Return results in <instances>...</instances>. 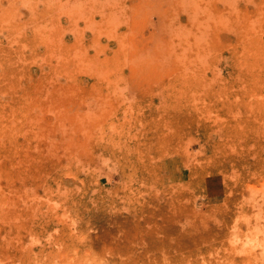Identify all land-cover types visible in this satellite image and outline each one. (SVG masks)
Listing matches in <instances>:
<instances>
[{
    "label": "rangeland",
    "instance_id": "1",
    "mask_svg": "<svg viewBox=\"0 0 264 264\" xmlns=\"http://www.w3.org/2000/svg\"><path fill=\"white\" fill-rule=\"evenodd\" d=\"M0 264H264V0H0Z\"/></svg>",
    "mask_w": 264,
    "mask_h": 264
},
{
    "label": "bare ground",
    "instance_id": "2",
    "mask_svg": "<svg viewBox=\"0 0 264 264\" xmlns=\"http://www.w3.org/2000/svg\"><path fill=\"white\" fill-rule=\"evenodd\" d=\"M189 1V0H188ZM198 1V0H197ZM199 1H201V0H199ZM204 3V2H203ZM228 4V3H227ZM226 4V5H227ZM174 6H176V5H174ZM200 6V5H199ZM203 6V5H202ZM228 6V5H227ZM181 7V6H180ZM177 8H178V6H177ZM176 8V9H177ZM200 8H201V6H200ZM203 8V7H202ZM225 9H226V7H224ZM229 8V7H228ZM227 8V9H228ZM189 9V8H188ZM70 10V9H69ZM194 10V9H193ZM179 11V10H178ZM185 11V10H184ZM189 11V10H188ZM195 11V10H194ZM111 14V15H110ZM225 14V13H224ZM223 14V15H224ZM73 15V14H72ZM120 15V14H119ZM208 16V15H207ZM220 16V15H219ZM228 16H230L229 14H228ZM228 16H226V17H228ZM218 17V16H217ZM216 17V18H217ZM220 17H222V16H220ZM211 17H209V19H210ZM217 19H219V18H217ZM224 19V18H223ZM121 19H118V18H116V13H112V12H109V14L108 15H105L104 17H102L100 20H99V22L98 23H105L106 24V26L107 27H109L108 28V30L110 29V26H112V32H111V29H110V32L111 33H114L115 34V28L117 27V26H119V21H120ZM216 20V19H215ZM220 20V19H219ZM218 20V21H219ZM77 21V20H76ZM217 21V20H216ZM221 21V20H220ZM75 22V21H74ZM90 23H91V25H93L94 23H92L91 22V20L89 21ZM129 22V21H128ZM225 22H227V21H224L223 22V24H226ZM214 23H215V21H214ZM47 24V22L45 23H39V24H36V26L35 27H41L42 25H46ZM89 24V23H88ZM201 24V23H200ZM217 24V23H216ZM99 25V24H98ZM195 25V24H194ZM208 25V24H207ZM47 27V26H46ZM50 27V26H49ZM101 28V27H100ZM85 29V28H84ZM72 30V29H71ZM86 30V29H85ZM198 30V29H197ZM194 31H196V29L194 30ZM109 33V32H108ZM194 33V32H193ZM46 34V33H45ZM125 34V33H124ZM195 34V33H194ZM120 35V34H119ZM115 36V35H114ZM180 36V38H182V40L184 41V38H183V36L182 35H179ZM202 36V31H201V28L198 30V34L196 33V36H195V39H199L200 37ZM126 38V37H125ZM43 41H45L46 42V45L48 46V47H50V52L52 53V54H60V53H62L63 52V50L61 49V48H57V43H56V39L54 38V36L53 35H50V36H44L43 38ZM59 39V38H58ZM58 39H57V41H58ZM121 39V38H120ZM194 39V40H195ZM100 41V40H99ZM176 41V40H175ZM182 41V42H183ZM192 41V40H191ZM196 41V40H195ZM174 42V41H173ZM186 42V41H185ZM100 43H101V41H100ZM175 43V42H174ZM198 43V42H197ZM188 44V43H187ZM28 44L27 43H23V44H21V45H19L20 47H22L23 49L27 46ZM123 45V40L121 39V42H120V46H122ZM195 45V44H194ZM195 46H197V45H195ZM178 47V46H177ZM168 48V47H167ZM195 48H198V47H195ZM169 49H170V47H169ZM199 50V49H198ZM164 53H165V51H164ZM177 53H178V51H177ZM65 55H68V56H70L68 59L70 60V59H72V58H75L76 59V61L77 62H80L81 60H86V59H88L89 58V56H87V54H86V51H82V50H80L79 48H76L75 50H72V51H69L68 53H65ZM164 55V54H163ZM184 55V54H183ZM158 56V55H157ZM104 57H105V62H108L107 60H108V57H106V55H104ZM184 57V56H183ZM22 59H24V55H19V53H17V56H15L14 58H13V61L14 62H19L20 60H22ZM16 71V70H15ZM16 73V72H15ZM9 78H15V76L14 75H11V76H9ZM9 78H6L7 80L9 79Z\"/></svg>",
    "mask_w": 264,
    "mask_h": 264
}]
</instances>
